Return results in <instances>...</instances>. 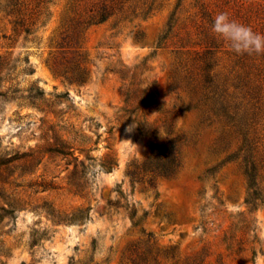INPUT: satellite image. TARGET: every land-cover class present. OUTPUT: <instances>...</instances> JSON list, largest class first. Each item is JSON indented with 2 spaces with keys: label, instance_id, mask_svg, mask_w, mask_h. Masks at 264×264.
Wrapping results in <instances>:
<instances>
[{
  "label": "rangeland",
  "instance_id": "rangeland-1",
  "mask_svg": "<svg viewBox=\"0 0 264 264\" xmlns=\"http://www.w3.org/2000/svg\"><path fill=\"white\" fill-rule=\"evenodd\" d=\"M219 12L264 34V0H0V264H264V202L249 212L239 162L206 172L240 144L201 100L209 49L212 73L252 117L264 195V55L215 39ZM129 81L148 114L121 111ZM171 112L170 135L143 123ZM175 136L179 168L144 170ZM80 209L86 218L60 220Z\"/></svg>",
  "mask_w": 264,
  "mask_h": 264
},
{
  "label": "trees",
  "instance_id": "trees-1",
  "mask_svg": "<svg viewBox=\"0 0 264 264\" xmlns=\"http://www.w3.org/2000/svg\"><path fill=\"white\" fill-rule=\"evenodd\" d=\"M16 5L17 0H11ZM106 14L102 13L99 17L98 22L106 19ZM22 20L18 18L14 21V31L16 32L19 26H22ZM25 32L29 33L30 28H25ZM213 43V40L210 41ZM213 45V44H211ZM213 52L209 49H206L205 52L201 55V70L203 71V76L201 79V100L202 103L207 108V113L209 116L217 117L222 119L225 123L231 125L233 132L240 137V144L237 148L227 154L222 161H220L214 167L209 168L206 172L208 174L213 173L216 169L220 168L226 163L238 161L242 169L243 175L245 176L248 195L246 203L249 206V212H252L258 204L264 202V195L258 190L256 185V179L258 176V162L255 155V137L251 135L250 125L251 119L249 112L246 109L241 107V102L237 100L235 93H228L226 84L224 81H220L215 73H212L214 66V61L212 60ZM1 64V63H0ZM135 75V74H134ZM134 77V76H133ZM132 77V79H133ZM177 86L175 84H170L168 86L169 91H175ZM144 89L140 90L134 82L129 81V87L127 89L124 104L121 107L123 113H135L141 111L142 115L148 114L149 102L146 101V95L144 94ZM149 100V99H148ZM194 106L190 101L182 109V111H189ZM242 108V109H241ZM161 121V126L167 135L172 133L173 123H174V112L168 114L163 120L155 119L152 122H147L144 120V124L147 125L149 131L155 132L159 128L157 122ZM56 151L62 155H70L73 160L77 161L83 165V161L77 156H73V152H68V150L56 149ZM86 159H89L86 157ZM114 165L113 159L111 156H108L105 160L100 163V167L108 172L112 169ZM180 166V137L175 136L168 138L162 144H156L152 148L151 154L148 159L143 164V169L152 173V175L159 176H169ZM150 183L152 184V177L150 178ZM126 210L128 211L129 218L132 220V223L135 225L137 221H133V218L136 214L133 205L129 206L126 204ZM0 211L6 212L4 207H0ZM75 214H81V218H76ZM83 215V216H82ZM86 210L80 209L76 213L72 214L71 218L60 219L62 221H72L76 219H83L87 217ZM145 215V214H144ZM1 217V215H0ZM152 235L148 233V238ZM252 254H255V250H252Z\"/></svg>",
  "mask_w": 264,
  "mask_h": 264
},
{
  "label": "clouds",
  "instance_id": "clouds-1",
  "mask_svg": "<svg viewBox=\"0 0 264 264\" xmlns=\"http://www.w3.org/2000/svg\"><path fill=\"white\" fill-rule=\"evenodd\" d=\"M209 31L236 55H264V34L255 32L250 26L231 18L227 12H219L213 17ZM134 127L135 121L125 131L130 132Z\"/></svg>",
  "mask_w": 264,
  "mask_h": 264
}]
</instances>
